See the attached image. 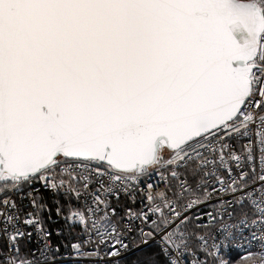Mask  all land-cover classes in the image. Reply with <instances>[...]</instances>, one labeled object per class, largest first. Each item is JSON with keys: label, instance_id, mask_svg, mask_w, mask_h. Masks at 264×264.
Masks as SVG:
<instances>
[{"label": "snow or ice", "instance_id": "6c2138e0", "mask_svg": "<svg viewBox=\"0 0 264 264\" xmlns=\"http://www.w3.org/2000/svg\"><path fill=\"white\" fill-rule=\"evenodd\" d=\"M264 264V0H0V264Z\"/></svg>", "mask_w": 264, "mask_h": 264}, {"label": "built area", "instance_id": "2783aa9c", "mask_svg": "<svg viewBox=\"0 0 264 264\" xmlns=\"http://www.w3.org/2000/svg\"><path fill=\"white\" fill-rule=\"evenodd\" d=\"M240 264H251V260L250 259H247V260H240Z\"/></svg>", "mask_w": 264, "mask_h": 264}]
</instances>
